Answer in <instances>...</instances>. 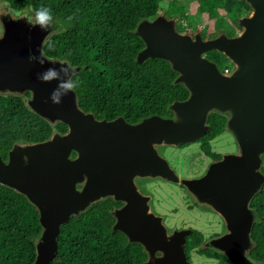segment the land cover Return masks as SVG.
I'll use <instances>...</instances> for the list:
<instances>
[{
  "label": "water",
  "instance_id": "water-1",
  "mask_svg": "<svg viewBox=\"0 0 264 264\" xmlns=\"http://www.w3.org/2000/svg\"><path fill=\"white\" fill-rule=\"evenodd\" d=\"M242 1L251 11L236 19L242 29L235 36L219 31L208 39L199 34L191 39L174 30L173 19L159 14L138 21L132 32L143 47L135 62L147 57L168 61L177 73L174 83L183 84L188 95L168 104L171 118L151 115L135 123L121 116L94 118L80 109L74 91L60 104L52 103L49 96L58 82H41L37 73L60 65L28 61L30 52L39 46L42 50V38L51 26L47 31L23 28L0 13V31L6 27L0 40V92L29 91L30 96L22 98L28 110L51 126H66L63 133L54 130L41 141L14 142L6 158H0V185L24 196L38 214L41 231L33 241L31 264H50L57 256L59 227L106 196L122 202L110 212L112 229L142 245V264H191L183 250L190 229L167 230L162 216L149 208L147 196L136 188L135 177L144 176L182 184L197 204L222 219L224 231L206 240V246L222 253L227 264H254L246 252L252 224L248 203L264 179L259 169L264 153V0ZM211 49L234 67L220 71L202 55ZM209 110L227 114L224 128L232 131L238 151L210 162L199 177H179L155 145L199 139L208 128Z\"/></svg>",
  "mask_w": 264,
  "mask_h": 264
},
{
  "label": "trees",
  "instance_id": "trees-1",
  "mask_svg": "<svg viewBox=\"0 0 264 264\" xmlns=\"http://www.w3.org/2000/svg\"><path fill=\"white\" fill-rule=\"evenodd\" d=\"M195 1L199 13L214 20V28L231 36L238 28L234 8L240 0H171L164 7L184 17L186 4ZM165 0H0L14 11L34 13L47 6L52 9L53 23L42 44L47 58H57L77 67L73 76L78 81L74 90L77 104L96 119L110 120L121 116L135 123L151 115L170 117L168 104L183 100L188 92L181 83H174L177 73L168 61L147 57L135 62L136 53L143 47L140 37L133 34L139 20L152 19ZM224 11V16L219 10ZM73 16L72 21L67 17ZM213 32L209 36L214 37ZM44 41V42H45ZM220 71L229 66L223 54L214 49L205 52ZM28 95V92L24 93ZM226 116L215 111L207 114L206 132L198 140L201 151L211 158L209 141L224 131ZM63 133L66 126H53L32 113L15 93H0V158L14 142H36L46 139L52 131ZM260 171L264 175V153L260 156ZM118 205L109 196L91 203L84 211L71 215L59 227L56 236L57 256L50 264H142L146 258L138 242L112 229L111 210ZM253 214L246 254L254 264H264V180L249 200ZM183 250L186 258L194 251L198 257L217 258L225 263V256L203 245L201 230L189 227ZM41 227L35 207L24 196L0 185V264H31L34 260V239ZM199 257V258H200Z\"/></svg>",
  "mask_w": 264,
  "mask_h": 264
},
{
  "label": "rangeland",
  "instance_id": "rangeland-1",
  "mask_svg": "<svg viewBox=\"0 0 264 264\" xmlns=\"http://www.w3.org/2000/svg\"><path fill=\"white\" fill-rule=\"evenodd\" d=\"M169 1L171 0H165L163 6L158 8L156 15L158 14L162 15L165 19H173V27L176 32L189 36L191 39L194 38L195 34H199L201 39H208L211 38V36H209L211 33L213 32L218 33L219 31H224L222 29L216 30L214 28V20L212 18H209L206 13L198 12V6L195 1L186 4L183 14L185 18L180 17V15H178L177 13L175 14V12L172 11L168 12L165 9L164 5ZM234 11L237 14V19H240L242 17H248L251 8L249 7V9H245L242 3L239 2L236 4ZM219 12L224 16L223 10L220 9ZM0 13L6 14L10 17H18L25 15L23 13L26 12L14 11L0 3ZM228 23L230 24L231 28L234 30L232 36L238 35L242 27L235 28L230 21H228ZM16 24L17 25L19 24V26L23 28H25L27 25L24 23L23 20L16 22ZM49 34H50V30L46 33L45 37L42 38V40L45 41V39ZM204 54L205 53H203L202 55L205 56ZM227 63L229 65L226 69L228 72L234 66L229 59H227ZM25 92L29 93V91L24 89L17 94L20 95L23 99H26L28 95L30 96V93L28 95H25L24 94ZM0 93L6 94V92H0ZM8 93H14V92H8ZM211 111L213 110H209L207 114L210 113ZM222 114L227 116L226 113H222ZM171 117H172V112H171V116L166 118H171ZM210 146L214 152L222 153L221 155L227 153H236L238 151V145L235 140V137L232 134V131L227 128H224V131L222 133H220L210 141ZM155 147L157 152L167 160L168 164L172 166V168L175 170L173 171L179 177L192 178L194 176L199 175L202 172L204 173L209 164L208 158L201 153L198 143H191L183 148H176L174 145H155ZM144 177H150V176H144ZM175 184L177 183L173 184V182H169L158 177L150 178V194H152L153 196L155 207L157 208V210L163 213V218L165 220V225L167 227H172L174 229L194 227L198 230H201V232L204 235L203 245L207 247L205 244L206 240L214 237L216 235V232L224 231L222 222L216 220L213 217L214 211L211 212L212 210H210L209 208L197 204L188 193L186 194L187 202H181L183 199L181 196V191L179 190V187ZM179 185H181L180 186L181 188H184V190H186L182 184ZM252 221H253V214H252ZM172 228L169 229L168 231H171ZM199 257L198 254H196L194 251H191L190 258L188 261L191 264H219L215 260H208L207 258L202 259L203 257L200 258Z\"/></svg>",
  "mask_w": 264,
  "mask_h": 264
},
{
  "label": "clouds",
  "instance_id": "clouds-1",
  "mask_svg": "<svg viewBox=\"0 0 264 264\" xmlns=\"http://www.w3.org/2000/svg\"><path fill=\"white\" fill-rule=\"evenodd\" d=\"M13 22L24 21L29 28L39 27L42 31H47L53 23L52 9L47 6H41L34 10L32 14H25L18 17H9ZM73 16L67 17V20L72 21ZM6 34V27L0 31V40ZM48 49H53L54 45L51 42L45 41ZM38 53V54H37ZM28 61L38 63L43 66L47 62L53 64L58 63L60 66L48 67L42 72L37 73V79L44 83H50L53 80L57 81V86L50 93L49 99L54 104H60L62 97L66 96L70 91H74L78 86V81L73 79L76 69L70 63L65 61H50L42 52L41 47L37 48V52H30Z\"/></svg>",
  "mask_w": 264,
  "mask_h": 264
},
{
  "label": "flooded vegetation",
  "instance_id": "flooded-vegetation-1",
  "mask_svg": "<svg viewBox=\"0 0 264 264\" xmlns=\"http://www.w3.org/2000/svg\"><path fill=\"white\" fill-rule=\"evenodd\" d=\"M201 138V137H200ZM199 138V139H200ZM199 139H197V140H194V141H192L191 143H198V145L200 144L199 142H198V140ZM212 140V139H211ZM210 140V141H211ZM210 141H209V145H210ZM191 143H182V144H178V145H176L175 147L176 148H183V147H185V146H187V145H189V144H191ZM210 148H211V146H210ZM199 149H200V147H199ZM200 151H201V149H200ZM211 151L214 153V154H218V158H211V157H209V156H206L202 151H201V153L205 156V157H207L208 158V160H209V162L208 163H210V162H212V161H215V160H217V159H219L220 158V156H221V154L222 153H217V152H214L212 149H211ZM170 165V164H169ZM170 167L172 168V166L170 165ZM173 169V168H172ZM174 170V169H173ZM175 171V170H174ZM203 173V172H202ZM202 173H200L199 175H197V176H200V175H202ZM197 176H194V177H197ZM135 183H136V186H137V189L139 190V192L140 193H142L143 195H146L147 196V202H148V205H149V208H150V206H151V208H152V210L154 211V213H156V214H158V215H161L162 216V222L164 223V225H165V220H164V218H163V213L161 212V211H159V210H157V208L155 207V205H154V200H153V196H152V194H150V177H142V178H140V177H137V178H135ZM174 184V183H173ZM175 185H177L178 187H179V190L181 191V196H182V201L181 202H187V200H186V194H187V192H186V190H184V188H181L180 186L181 185H179V184H175ZM115 202H118V205L116 206V207H118V206H120L121 204H122V202L121 201H115ZM161 202H164V201H161ZM196 205V204H195ZM208 211H210V210H208ZM211 212H213V211H211ZM214 213V218L216 219V220H219V221H221L222 222V220L220 219L221 217L216 213V212H213ZM166 226V225H165ZM166 228H167V230H169V229H171L172 227H167L166 226ZM219 234H221V232L220 231H218V232H216V235L215 236H218ZM213 250V249H212ZM204 258H207L208 260H215L216 262H218V259L217 258H209V257H203L202 259H204ZM188 260H189V258H187ZM219 263V262H218ZM225 263H226V259H225ZM224 263V264H225ZM220 264V263H219ZM227 264V263H226Z\"/></svg>",
  "mask_w": 264,
  "mask_h": 264
},
{
  "label": "built area",
  "instance_id": "built-area-1",
  "mask_svg": "<svg viewBox=\"0 0 264 264\" xmlns=\"http://www.w3.org/2000/svg\"><path fill=\"white\" fill-rule=\"evenodd\" d=\"M223 71H224V72H226L227 70H226V69H224Z\"/></svg>",
  "mask_w": 264,
  "mask_h": 264
}]
</instances>
